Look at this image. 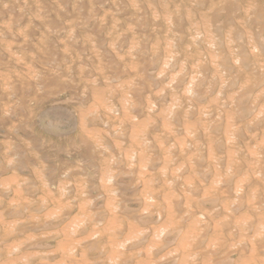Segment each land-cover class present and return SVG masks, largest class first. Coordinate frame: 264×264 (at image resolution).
<instances>
[{"label":"clouds","instance_id":"obj_1","mask_svg":"<svg viewBox=\"0 0 264 264\" xmlns=\"http://www.w3.org/2000/svg\"><path fill=\"white\" fill-rule=\"evenodd\" d=\"M0 264H264V0H0Z\"/></svg>","mask_w":264,"mask_h":264}]
</instances>
